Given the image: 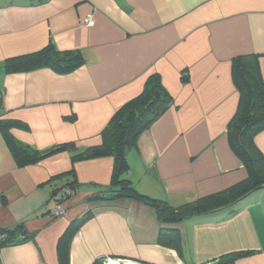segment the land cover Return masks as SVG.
Listing matches in <instances>:
<instances>
[{"label": "crops", "instance_id": "obj_1", "mask_svg": "<svg viewBox=\"0 0 264 264\" xmlns=\"http://www.w3.org/2000/svg\"><path fill=\"white\" fill-rule=\"evenodd\" d=\"M90 14L94 27L85 25ZM49 45L79 51L85 64L69 74L4 70ZM243 55L259 57L264 81V0H0V121L23 124L10 134L37 151L74 143L83 152L160 74L173 103L128 154L127 177L139 193L180 207L247 177L227 136L240 98L232 60ZM255 144L264 155V130ZM72 155L20 168L0 132V229L31 237L2 247L0 264H215L239 252L251 254L236 264H264V189L233 217L181 225L177 252L159 244L153 208L96 198L111 184L113 158L72 163ZM73 183L65 215L52 216Z\"/></svg>", "mask_w": 264, "mask_h": 264}, {"label": "trees", "instance_id": "obj_2", "mask_svg": "<svg viewBox=\"0 0 264 264\" xmlns=\"http://www.w3.org/2000/svg\"><path fill=\"white\" fill-rule=\"evenodd\" d=\"M85 64L79 51H59L54 45L29 55L8 59L4 70L8 74L29 73L50 68L59 74H69ZM232 77L239 93L237 111L227 126L229 145L247 171V177L222 191L207 195L180 207L171 206L139 193L127 177L130 172L128 154L137 149L140 135L148 130L172 106L173 100L162 83L160 74L147 80L143 92L119 108L109 125L101 134L100 145L78 152L74 143L61 144L40 152L19 142L11 134L14 128H25L16 121H0V132L18 167L36 165L62 153H72V163L111 157L114 159L112 181L108 188L96 198L113 201L135 200L156 211L160 222L158 242L161 246L179 252L182 245L180 226L186 223L202 224L208 217L226 213L228 217L237 214L238 205L250 195L264 189V155L255 144V136L264 130V81L259 66V57L243 55L232 60ZM65 190L72 194L63 196ZM77 185L70 184L62 189L58 205H63L76 192ZM87 216L75 222L69 235L81 227ZM20 226L14 229H0L3 240L0 247L21 244L28 241L22 235ZM61 242L60 255H68L69 245ZM251 253L239 252L219 259L215 264H236ZM65 258V256H64Z\"/></svg>", "mask_w": 264, "mask_h": 264}, {"label": "built area", "instance_id": "obj_3", "mask_svg": "<svg viewBox=\"0 0 264 264\" xmlns=\"http://www.w3.org/2000/svg\"><path fill=\"white\" fill-rule=\"evenodd\" d=\"M85 25L87 27H94L95 26V20L94 16L92 14L88 15L85 19ZM2 99V95L0 94V101ZM72 193L69 190H65L63 196H69ZM66 213V210L64 208V205H57V207L52 211V216L54 217H62ZM3 240V236L0 234V242ZM1 249V247H0ZM104 264H119L118 262H115L113 260L107 259L105 260Z\"/></svg>", "mask_w": 264, "mask_h": 264}]
</instances>
